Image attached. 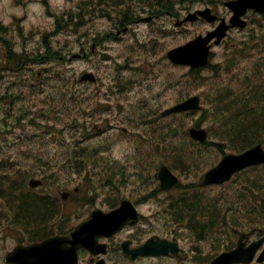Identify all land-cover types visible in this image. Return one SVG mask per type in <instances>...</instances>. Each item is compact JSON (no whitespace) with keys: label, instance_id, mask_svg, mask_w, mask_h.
Instances as JSON below:
<instances>
[{"label":"rangeland","instance_id":"rangeland-1","mask_svg":"<svg viewBox=\"0 0 264 264\" xmlns=\"http://www.w3.org/2000/svg\"><path fill=\"white\" fill-rule=\"evenodd\" d=\"M78 1L80 0H50L51 6H48L44 0H0V21L7 28L6 31H0V175L9 169V175L0 181L1 197L3 196V200L0 199L2 222L0 258L2 259L19 241L28 242L31 236L32 238L45 236L43 231L31 234L25 231L32 225L18 218L12 195L5 189L8 183V188L21 190L16 194L17 196L22 194L27 196V192L31 189L29 181L32 178L46 181L50 184L49 188L53 193H57L59 188L72 187L71 184L81 187L88 181L94 183L95 190L103 188L104 182H127L133 185L131 188L137 193L135 196L146 202L149 197L142 194L157 190L153 185L145 184V182L156 183L153 179L156 168L165 163L175 165V159L186 157L190 159L189 149L183 150L181 145L188 141L186 133L195 119L201 118L202 124H209L211 117H215L212 113L220 114L221 118L217 119V126L222 132L225 130L222 124H229L232 113L243 110L242 107L237 108L239 105L237 104L234 107L230 106L231 111L225 112V101L218 102L214 107L203 101L202 114L201 112L194 116L186 114L184 119L176 117L169 120L176 125L173 136L167 134L165 127L157 121L149 118L143 120L142 117L136 119V115L142 113L143 109L146 113L154 108L159 112L175 103L176 99H183L195 93L207 95L213 82V87L217 86V79L211 81V84L203 79L208 78V72L203 73L205 76H202L203 78L196 77L200 74L190 76L187 67H172L167 60V52L170 49L185 44L209 28L202 24L178 27L176 23L182 19V15H169L159 22L160 32L155 40H153L155 32L151 29V25L141 23L133 28L135 31L131 36L128 34L125 37L120 34L123 38L115 41L113 46H108L101 56L92 59L88 57L83 61L78 57L81 47L79 42L75 44L77 37L70 36L67 29L58 28L55 17L66 8L72 7L75 11L78 10L79 7L76 5ZM248 17L252 22L248 32H232L224 44L216 49L213 62L216 65L223 64L219 71L224 73L233 70L258 75L260 79L252 80L256 85L252 87L258 90L255 93L256 98L264 100V51L257 46L260 44L259 34L264 33V16L251 13ZM97 21L106 26V22L102 19ZM48 32H52L49 37L46 36ZM250 32L254 33L255 43H248L245 38ZM135 33L138 34L140 42L137 41ZM243 39L246 44L241 42ZM154 41H161V44ZM7 43L12 44L17 52L27 54L24 69L15 71L17 65L8 61L5 51L8 47ZM48 49L54 52V57L50 58L47 55L48 57L37 58L38 53L46 52ZM67 50L71 53L75 52L74 56L63 61L65 58L63 53ZM106 54L115 59L106 58ZM125 58L133 69L128 68L126 62L123 63ZM118 62L121 65H118ZM146 65H150V68L145 71ZM92 70L100 74L101 82L104 84V87L100 88L101 91H106L110 79L120 77L126 81L125 85L131 100H128L127 109L123 113L125 117L121 115L117 118L113 117L112 110L107 107L97 109V114L90 123L94 121L104 133L95 132L88 140L82 136L81 143H77L75 141L77 134L72 129L73 118L77 116L75 108H93L94 105L98 108L96 99L100 96V91L91 87L93 85L84 88V84L79 81L83 73ZM148 71H151V74H147ZM210 75L218 74L215 72ZM236 87L234 83L232 88ZM74 92H78L79 98L70 101V98L74 97ZM249 93L250 91L246 94ZM231 98L229 96L226 100L229 101ZM105 99L107 96L101 95V101ZM43 100L49 102L47 105L52 112L57 110L65 114L64 121L59 123L55 118L45 121L42 113H38V110L45 109L42 103L46 102ZM137 103H141L143 107H139ZM113 126L117 129H111ZM91 127L92 124H89L88 132H93L94 127ZM121 127L128 128L131 133L124 136ZM134 132L141 134L146 140L143 141L140 135L134 137ZM168 139H173L174 142H168L167 149L162 150L161 143ZM75 142L82 147L79 157L84 155L86 146L92 143L91 146L96 145L102 150L99 151L98 156L103 154L105 158L101 159L97 155L89 156V159L80 160V167L74 168ZM176 142L180 143L179 150L173 154V150L177 147ZM133 145L137 146L133 147ZM139 146L140 149L144 148L141 153L137 150ZM227 151L236 152L235 148L225 152ZM196 153V161L188 165L196 173H188L184 176L182 174L183 186L162 193V198L174 200L187 182H199L198 176L201 177L208 166H198V161L203 160L204 157L212 160L223 155L222 151L210 147H197ZM258 168L261 169L250 168L239 173L229 183L198 189L191 187L190 189L194 191H183L185 199L181 205L200 200L199 205L193 206L198 207L192 211L203 209L208 215L214 214L213 217L219 222L218 224L216 222L213 226L203 225L197 222L201 219L200 213H197L194 216L195 220H192L188 217L187 210L180 218V214H176L180 211L178 206L174 202H165L158 205L157 213L160 216L155 222L146 223L145 231L148 234L180 239L186 248L195 249V253L191 254L193 258L214 257L234 247L241 233L264 230V223L260 222L261 220L264 222V167ZM83 196L89 198L94 196V192L92 193L91 189L90 191L83 189ZM28 199L31 200V197ZM256 204L258 209H253ZM142 209L148 211L150 208L146 205ZM1 214H5L11 221L6 220ZM223 215L226 221L229 220L228 223L224 219L222 222ZM251 218L257 221H251ZM17 220L21 227L17 225ZM73 226L72 221L65 224L54 223L49 225V230L53 234L58 230L71 229ZM201 228L209 230L205 235L190 232ZM141 263L177 264L178 261L148 259Z\"/></svg>","mask_w":264,"mask_h":264},{"label":"flooded vegetation","instance_id":"flooded-vegetation-1","mask_svg":"<svg viewBox=\"0 0 264 264\" xmlns=\"http://www.w3.org/2000/svg\"><path fill=\"white\" fill-rule=\"evenodd\" d=\"M207 7L208 6H205L204 8ZM192 11L196 12L198 9L192 7ZM117 87L122 97L128 102L127 92H125V89L119 86ZM145 184L153 185L158 188L156 191L143 193L142 195L149 197V199L146 202H142L141 198L135 196L137 193L133 192L134 189L132 190L131 188L133 185L127 182L104 183L103 188L96 190L95 187H87L92 190V193L94 192V196L89 198H85L83 196V189L79 186H76L72 190H68V188H59L57 193H53L50 191V184L44 182L42 188L30 189L28 194L31 196V202L41 203L48 206L49 216L43 220V225L29 226L25 231L30 234L43 231L45 232V236L32 238L30 235L31 239L28 242L16 243V246L19 244H37L45 241L46 239L57 236L67 239L73 234L76 227L89 221L94 213H98L99 215L112 213L117 211L122 206L123 202L128 201L133 203L139 212L140 219L138 225L133 226L132 228L128 225L124 229H121L112 235L95 238L94 243L96 246L93 250L86 247H77V249H74L77 244L72 242L68 244L67 240L55 243L56 245L52 244L53 246L48 247L45 251L46 262L44 264H68V248L73 249V253L77 255V262L73 259L72 264H144L141 262L148 259H174L178 261L177 264H210L208 261H212L217 255L214 258L210 256H201V258H198L196 261V258L191 256L192 253H195V249L186 248L185 244L180 239H174L172 237V240L170 239V241L177 244V246H173L172 250L167 251L168 256L164 257L163 254H156L152 256L151 246L146 249L149 253L145 256H136V258L132 259L130 254L125 253L126 251H131L132 249L141 247L151 238H166L157 234H148L145 231V225L142 226V228H138L141 223H152L157 220L160 216V214L157 213L158 205L165 202H174L172 198H162V193H160L161 191L159 190V184L147 182H145ZM64 191L67 192L66 198L61 197L62 192ZM166 193H168V191H166ZM174 204L177 205L175 202ZM146 205H149L150 209L148 211H144L142 209L143 206ZM68 221L74 222V226L71 229L58 230L53 234L50 233V224H65ZM1 224L2 223L0 222V226ZM234 248H231L228 251ZM6 255L4 259H2V257L0 258V264H12L6 261ZM37 255V252L32 255L31 264H35L34 261ZM258 256L259 255H256L253 262L249 264H259Z\"/></svg>","mask_w":264,"mask_h":264},{"label":"water","instance_id":"water-1","mask_svg":"<svg viewBox=\"0 0 264 264\" xmlns=\"http://www.w3.org/2000/svg\"><path fill=\"white\" fill-rule=\"evenodd\" d=\"M247 6L251 7L254 6V4L250 3L249 1H246L245 7ZM231 7L236 11L235 21H237L238 16L241 13L239 12L240 9L236 7V5H232ZM242 11L244 12V8ZM205 50L206 47L204 46L203 40L197 39L184 47L172 51L169 54V57L172 59V61H174L177 64L199 65L202 63L203 60L204 61L206 60ZM197 103H198V99L195 98L175 107L171 111H182V110L190 109L192 107H197ZM171 111H168L164 114L166 115ZM195 135L197 137H200L201 135L204 136V132L199 131ZM263 159H264V151L262 150L261 146L257 147L255 151L253 150L248 154L240 157L229 156L220 164L218 168L214 169L213 171H211L209 174L206 175L204 184L220 183L226 181L231 177L232 173L239 171L249 165L260 163L258 161H262ZM161 178L163 179V182L166 184H173L176 182V179L171 177L169 171H167L166 169L162 170ZM37 183H38L37 181L34 180L31 181L32 185H35ZM245 236L246 235H243L242 239ZM257 247L258 244H254L251 246V248L254 249L251 250L250 257L254 254ZM39 249L40 248H38V250ZM28 250L29 248H18L12 254H10L9 257L14 255L17 258V260L11 258V261H17V263L24 264L25 263L24 258L20 256L28 255L29 254V252H27ZM247 255H248V251H245L243 249V244L240 241L238 250L223 254L215 261V264H231L234 262H241V261L249 262L251 261V258H246ZM260 261L261 262L264 261V252L260 257Z\"/></svg>","mask_w":264,"mask_h":264},{"label":"trees","instance_id":"trees-1","mask_svg":"<svg viewBox=\"0 0 264 264\" xmlns=\"http://www.w3.org/2000/svg\"><path fill=\"white\" fill-rule=\"evenodd\" d=\"M102 1V0H101ZM113 0H105V3H109ZM123 4V1L121 0H116V5L120 6ZM88 13H90L89 11H86ZM85 13H80V14H75L73 11H71L70 15L71 17H76L77 19V23L80 24L83 21V15L86 14ZM59 23H61V21H58ZM78 24H76L77 26H79ZM1 29H5L4 27L0 26V30ZM22 63H23V59L20 58V63L18 62V66L20 67V69H22ZM45 117L46 120L48 121V113H45ZM72 123H74V121H72ZM253 128V126H252ZM254 144V143H252ZM7 175H9V169L6 170V172L2 175L1 179H4ZM8 186L5 188L6 191L11 194L12 196V200H13V205L15 206L16 210H17V214L19 215L18 218L20 220H22V222L26 223V224H30L32 226H41L43 224V220H45L48 216H49V209L48 206H46L45 204H41V203H36V202H31V200H29L26 195L22 194L20 196H17L16 194H18L19 192H21V190L19 188H8L9 187V183L7 184ZM24 191V189H22ZM2 194V192L0 193ZM257 215V214H256ZM261 223H264L263 221H260Z\"/></svg>","mask_w":264,"mask_h":264},{"label":"bare ground","instance_id":"bare-ground-1","mask_svg":"<svg viewBox=\"0 0 264 264\" xmlns=\"http://www.w3.org/2000/svg\"><path fill=\"white\" fill-rule=\"evenodd\" d=\"M53 218V217H52Z\"/></svg>","mask_w":264,"mask_h":264}]
</instances>
